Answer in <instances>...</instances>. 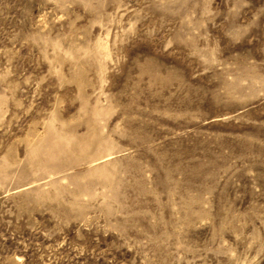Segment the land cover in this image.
I'll return each instance as SVG.
<instances>
[{"label":"rangeland","instance_id":"obj_1","mask_svg":"<svg viewBox=\"0 0 264 264\" xmlns=\"http://www.w3.org/2000/svg\"><path fill=\"white\" fill-rule=\"evenodd\" d=\"M0 264H264V0H0Z\"/></svg>","mask_w":264,"mask_h":264},{"label":"bare ground","instance_id":"obj_2","mask_svg":"<svg viewBox=\"0 0 264 264\" xmlns=\"http://www.w3.org/2000/svg\"><path fill=\"white\" fill-rule=\"evenodd\" d=\"M97 157V156H96ZM101 161V160H100ZM102 166V165H101ZM94 169V168H93ZM99 169V168H98Z\"/></svg>","mask_w":264,"mask_h":264}]
</instances>
